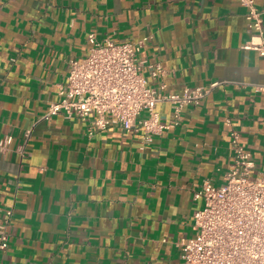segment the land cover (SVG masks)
Wrapping results in <instances>:
<instances>
[{"label": "crops", "instance_id": "crops-1", "mask_svg": "<svg viewBox=\"0 0 264 264\" xmlns=\"http://www.w3.org/2000/svg\"><path fill=\"white\" fill-rule=\"evenodd\" d=\"M245 14L236 0H0V224L11 212L0 264L183 263L204 206L195 194L226 182L232 132L255 172L264 165V58L243 49ZM90 35L144 42L141 59L165 71L150 86L165 94L219 86L146 146L141 131L45 119ZM157 112L171 121L169 103Z\"/></svg>", "mask_w": 264, "mask_h": 264}, {"label": "built area", "instance_id": "built-area-1", "mask_svg": "<svg viewBox=\"0 0 264 264\" xmlns=\"http://www.w3.org/2000/svg\"><path fill=\"white\" fill-rule=\"evenodd\" d=\"M236 1L246 9L251 34L243 49L264 58V13L256 0ZM89 43L87 56L70 62L66 81L57 86L59 99L50 105L45 119L63 113L69 119L90 121L91 134L112 127L141 131L146 146L179 125L185 108L198 105L219 86L215 82L209 87L186 88L180 95L165 94L164 86H150V80L159 79L165 71L159 63L141 59L144 42H100L90 35ZM255 89L264 92V85ZM160 103L172 106L167 123L157 112ZM143 114L147 116L140 119ZM231 136L234 163L226 182L218 186L207 179L195 194L204 206L194 215V235L180 243L182 264H264V165L256 173L240 136L236 132ZM8 143L5 140L0 147ZM10 217L11 212L0 224L1 249L8 245Z\"/></svg>", "mask_w": 264, "mask_h": 264}, {"label": "rangeland", "instance_id": "rangeland-1", "mask_svg": "<svg viewBox=\"0 0 264 264\" xmlns=\"http://www.w3.org/2000/svg\"><path fill=\"white\" fill-rule=\"evenodd\" d=\"M142 118H145V114L143 115V117ZM253 175H255L254 173H253Z\"/></svg>", "mask_w": 264, "mask_h": 264}]
</instances>
